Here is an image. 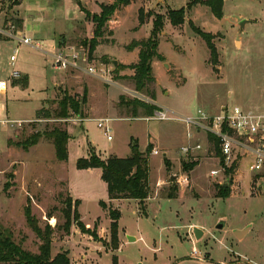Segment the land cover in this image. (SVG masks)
<instances>
[{"label":"rangeland","instance_id":"obj_1","mask_svg":"<svg viewBox=\"0 0 264 264\" xmlns=\"http://www.w3.org/2000/svg\"><path fill=\"white\" fill-rule=\"evenodd\" d=\"M97 1L101 0H19L18 4L27 22L44 25L47 34L56 33L58 41L63 33L71 35L65 49L86 53L87 63L105 68L110 82L82 71L54 69L46 42L43 51L15 39L0 40V79L9 82L6 93H0V107L5 109L1 117L24 120L22 125L0 124V234L8 232L25 249L38 252L41 240L26 219L25 210L30 206L42 228L49 224L54 229L52 255L67 251L71 264H114L115 256L116 264H264V190H257L259 178L249 169L251 159L238 157L229 164L235 166V176L226 195L221 181L228 178V169L217 177L210 175L211 169L220 167L214 142L206 143L204 132L189 137L187 125L180 119L156 117L159 109L186 116L210 104L216 110L218 103L241 106L246 98L264 104V0H222L221 16L202 0H138L146 22H139L137 4H132L124 11L118 39L109 32L120 24V13L113 14L104 24L106 32L95 38L97 24L89 10L98 9ZM79 2L89 9L90 14H85L94 22L92 35L83 34L90 33L91 26L89 21H81L84 11ZM1 3L9 8L8 17H14L9 22L17 26V17L10 10L12 0ZM182 8L185 22L175 25L168 12ZM158 17L162 22L159 57L152 60L154 81L149 83L157 96L152 100L138 89L130 67L138 59L131 61L125 48L136 40L129 37L148 38ZM245 19L248 21L241 28ZM194 29L212 38L216 61ZM240 38L243 47L236 44ZM93 39L97 43L90 48ZM12 54L17 57L14 66ZM13 69L20 71L19 81L28 76L26 84L12 85ZM63 73L67 81H63ZM85 91L88 100L82 114L70 111V117L56 118L64 94L81 96ZM135 100L156 109L146 115L138 107L134 114ZM40 108L49 116L39 117ZM101 117L110 118L111 140L98 126ZM54 127L66 129L71 136L68 160L57 159L53 142L46 137L29 149L19 145L33 133ZM135 143L141 151L151 144L149 197L108 201L107 184L99 171L78 169L76 162L90 151L101 158L127 157ZM196 144L202 148L197 149ZM183 146H189L190 152L182 153ZM195 161L198 164L193 169L183 168L184 162ZM173 187L177 190L170 198ZM70 192L79 199L80 219L90 232L73 223L66 233L65 203L69 197L74 199ZM101 202L121 211L117 249L112 245L108 209ZM221 220L225 226L220 229ZM193 226L203 230L200 238ZM246 227L244 237H237L235 230Z\"/></svg>","mask_w":264,"mask_h":264},{"label":"trees","instance_id":"obj_2","mask_svg":"<svg viewBox=\"0 0 264 264\" xmlns=\"http://www.w3.org/2000/svg\"><path fill=\"white\" fill-rule=\"evenodd\" d=\"M166 1V0H163ZM19 0H12V4H18ZM132 0H114L112 3L102 4L101 13L92 14L93 21L97 24L95 30V38L102 36L105 32V22L115 13V11L123 6L130 4ZM204 3L211 7L212 11L217 15L221 16L222 0H202ZM81 6V3H79ZM85 13L88 10L81 6ZM140 22H144L143 12L139 10ZM168 16L173 24L180 25L185 22V9H174L169 10ZM13 19V18H11ZM7 21V20H6ZM18 27H21V21L17 18L14 20ZM162 22L161 17L156 18L153 21V29L151 35L148 38L141 40H133L126 47L132 50L139 47V59L137 63L131 64L130 67L134 69L133 79L139 90L146 92L152 98L156 99L154 91H150L149 83L154 81V77L151 74L152 60L155 57H159L158 48V32L161 28ZM204 40L206 41L210 51L211 58L216 61L218 58V52L216 47L212 43V38L199 29H194ZM97 40L93 39L90 41V48H94ZM26 84L25 80H21ZM20 81V82H21ZM87 92L85 91L80 95H68L64 96L58 101L59 112L56 114V118H68L70 117V111L74 113H83V108L87 104ZM136 101V100H135ZM134 114H137V108L142 107L146 115H151L156 109L154 105H147L146 103L134 102ZM48 112L44 108H40L37 111V115L49 116ZM137 116V115H136ZM42 137L51 139L56 151V157L60 161H66L69 157L68 143L71 138L69 132L66 129L54 127L51 130L35 132L25 140L21 141V145L24 149H29L31 146L37 144ZM213 142V139L210 140ZM151 148L149 143L147 150L141 151L138 144H134L132 152L127 157H118L117 155H109L107 158H101L94 151H90L88 157H80L76 166L78 169H87L92 167H98L102 169L101 177L107 183L108 195L110 199L129 198L145 200L149 197V157L148 153ZM216 152H219L218 146L215 142ZM169 166V162H166ZM198 164L195 162H184L183 168L185 170H191ZM235 166L228 168L230 175L234 174ZM221 189L229 193V189L226 185H222ZM175 190L169 193V197H175ZM174 191V192H173ZM104 208L108 209L109 217L111 219L110 232L112 236L113 249L119 248V237H118V221L121 216V211L113 209L112 206H108L106 202H101ZM79 199L73 200L68 198L65 203V229L66 233H70L71 225L75 223L80 230L83 232H90V228L80 219V213L78 211ZM26 219L29 226L34 230L37 236L41 240L38 252H33L25 249L20 243L15 242L12 239V235L8 232L0 234V264H71V259L67 251H60L55 255H52V239L54 229L49 224H46L44 228L39 225L38 218L32 213L30 206L26 207L25 210ZM116 256L113 257L114 264L117 263Z\"/></svg>","mask_w":264,"mask_h":264},{"label":"built area","instance_id":"obj_3","mask_svg":"<svg viewBox=\"0 0 264 264\" xmlns=\"http://www.w3.org/2000/svg\"><path fill=\"white\" fill-rule=\"evenodd\" d=\"M3 38L15 39L18 43L45 51L41 41L23 34L13 22H8L6 25L0 26V40ZM17 50L18 47L15 48V52ZM49 54L52 57V66L54 69L82 71L110 82L105 75V68L99 70L95 65L87 63L88 57L86 53L82 54L77 50L57 48L51 50ZM16 59V54H12L10 57L12 66L15 65ZM21 77L20 71L16 69H13L10 74V78L13 79H19ZM8 86L9 82L7 79H0V93H6ZM4 110V108L0 107V124H11L12 126L22 125L24 120L1 117ZM156 117L157 119H180L186 123L189 137L192 138L196 133L200 134L204 132L206 135V143L211 139H213L214 145L216 142L219 149L218 160L220 167L210 170L212 177H217L225 173L231 167L229 164H232L236 158H250L249 169L259 178L257 190H264V113L245 110L235 105L232 108L226 106L218 113H211L203 108H199L194 114L186 116L177 115L176 113L174 115L170 114L169 109H159L156 112ZM109 119L108 117L99 118L98 126L103 128L107 138L111 140L112 135L111 128L108 124ZM195 147L200 149L202 148V144H196ZM181 150L182 153L187 154L191 148L189 146H183ZM154 153L159 154V151L155 149ZM233 176L235 175L229 174L228 178H223L221 183L225 185L228 179L229 181L234 180Z\"/></svg>","mask_w":264,"mask_h":264},{"label":"crops","instance_id":"obj_4","mask_svg":"<svg viewBox=\"0 0 264 264\" xmlns=\"http://www.w3.org/2000/svg\"><path fill=\"white\" fill-rule=\"evenodd\" d=\"M114 0H101V1H97L98 2V4H99V6H98V9L96 10V11H94V10H89V9H87V10H89L91 13H99L100 11H101V6H100V3H102V2H108V3H112ZM158 1H163V0H157V2ZM80 3V2H79ZM132 4H137V8H138V11L136 12V13H138L139 12V10H140V8H142V4L141 5H139V3H138V0H132V2L130 3V4H128V5H126V6H123V7H121V8H119V9H117L116 11H115V13H114V15L115 16H118V14L120 13V15H119V22H120V24L117 26V28H115V31L114 32H109L110 33V35H112V36H114V37H116V39H118L117 38V32H118V29L120 28V26H121V24H122V20H123V14H124V11L129 7V6H131ZM20 5L19 4H16V5H14L10 10H13L14 12H13V14L15 15V17H17V19H19L20 21H21V27H19L20 28V31L23 33V34H25V35H27V36H30V37H32V38H34V39H36V40H39V41H41L42 43H44V42H46V43H48V44H50V49L51 50H55V49H57V48H62V47H64V48H66L67 47V45H66V42H68V40H69V38H68V36L69 37H72L71 35H66V34H61L60 36H61V39L58 41V39H57V35H56V33H49V34H47V31H46V29H45V26L44 25H42V24H37V25H31L30 23H29V21L27 22L26 21V16H25V13H23L22 12V10L20 9V7H19ZM84 7V6H83ZM9 8H7V6H4V5H2V3H1V0H0V13L2 12L3 13V15H2V24H0V26H4V25H6L8 22H9V20H12L11 18H9L8 17V10ZM82 9V8H81ZM8 10V11H7ZM113 15V16H114ZM83 19L81 20V21H89V24H90V26H91V30H90V33H83V34H88V35H92L93 33H94V26H93V23L94 22H92V21H90V20H88V18H86V14H85V12H83ZM14 18V17H13ZM7 20V21H6ZM140 22V21H139ZM146 22V21H145ZM144 22V23H145ZM139 24V23H138ZM143 24V23H142ZM137 25V23L136 24H134L132 27H135ZM245 25V24H244ZM143 26V25H142ZM108 27V26H107ZM107 27H106V30H107ZM130 29H132V28H130ZM129 29V30H130ZM139 30V29H138ZM131 31V30H130ZM137 31V30H136ZM136 31H134V32H136ZM106 32V31H105ZM108 33V32H107ZM148 36V35H147ZM74 38L75 37H78V36H73ZM144 36H133V37H129L128 39L129 40H133V39H136V40H140L141 38H143ZM8 39H10V38H3V39H1V40H8ZM127 41L128 40H126V41H123V42H125V44L127 45ZM65 43V44H64ZM121 43H122V41H121ZM236 44H237V46L238 47H243V45H244V40L243 39H237L236 40ZM66 46V47H65ZM126 49V53L127 54H129V59H132L131 61H133V60H135V59H139V48H134V49H132V50H128L127 48H125ZM66 71V70H65ZM25 82H27L28 81V76L26 75L25 76ZM62 79H63V81H67V79H69L68 78V76L65 74V73H63L62 74ZM71 80V79H70ZM12 81V85H15V84H17V83H19L20 81H19V79H13V80H11ZM62 81V82H63ZM9 87V86H8ZM230 93L232 94V92L230 91ZM157 96V95H156ZM46 100V99H45ZM218 110H216V108H214V106L213 105H207L206 107H201V108H203V109H205V110H207V111H209V112H211V113H218V112H220L221 111V109L222 108H224V107H226V106H228V105H226L225 103H218ZM237 106H240V105H237ZM42 107V106H41ZM240 107H242L243 109H245V110H250V111H254V112H258V113H264V104H262L261 102H256L255 100H253V99H251V98H246L244 101H243V103H242V105L240 106ZM39 110V109H38ZM89 116V115H88ZM88 116L86 115L85 117H83L84 118V120H86L87 118H88ZM102 118V117H101ZM166 154V153H165ZM102 158H105V157H102ZM82 170H91V171H93V170H97V171H99V175L101 176V174H102V169L101 168H98V167H92V168H87V169H82ZM102 178V177H101ZM104 181V180H103ZM106 183V182H105ZM107 184V183H106ZM68 186H69V180H68ZM108 189V188H107ZM69 191H70V187H69ZM70 196H72V194H71V192H70ZM73 197V196H72ZM108 197H109V195H108ZM74 199L73 200H76L77 198H75V197H73ZM109 200L108 201H112V202H114V201H127V200H132V199H129V198H119V199H110V198H108ZM134 200V199H133ZM136 200V199H135ZM108 203V202H107ZM121 203H119V206L121 207V205H120ZM111 204H108V206H110ZM107 209V208H106ZM108 215H109V212H108ZM110 218V217H109ZM110 224H111V222H110ZM193 228H194V226H193ZM129 237H130V235H128ZM120 241H121V239H119ZM134 240H136V238L134 239Z\"/></svg>","mask_w":264,"mask_h":264},{"label":"water","instance_id":"obj_5","mask_svg":"<svg viewBox=\"0 0 264 264\" xmlns=\"http://www.w3.org/2000/svg\"><path fill=\"white\" fill-rule=\"evenodd\" d=\"M248 20H242L241 22H240V25H241V28H243V26H244V24L247 22ZM113 64L115 65V66H118V61L117 60H113ZM166 65H168V64H166ZM174 177V176H173ZM225 185L226 186H228L229 185V179L226 181V183H225ZM225 226V223H224V221L223 220H221L219 223H218V225H217V228H223ZM249 230V227H246V228H243V229H236L235 230V234L237 235V237H239V238H242V237H244V235L246 234V232ZM194 234H195V236H196V238H200L202 235H203V230L202 229H200L199 227H194Z\"/></svg>","mask_w":264,"mask_h":264}]
</instances>
